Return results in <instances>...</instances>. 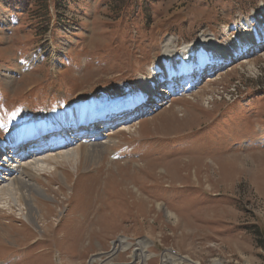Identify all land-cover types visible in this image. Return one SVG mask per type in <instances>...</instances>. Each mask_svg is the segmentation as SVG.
<instances>
[{
  "label": "rangeland",
  "instance_id": "1",
  "mask_svg": "<svg viewBox=\"0 0 264 264\" xmlns=\"http://www.w3.org/2000/svg\"><path fill=\"white\" fill-rule=\"evenodd\" d=\"M153 1L144 18L135 0H0V142L57 111L121 110L142 81L161 82L160 94L170 40L173 51L201 39L226 46L264 23V0ZM251 53L194 90L160 95V106L152 95L131 122H107L113 143L100 162L64 164L68 184L58 171L38 178L51 197L38 198L45 219L3 199L0 264H137L145 241L146 264L167 251L264 264V50ZM121 238L128 249L100 255Z\"/></svg>",
  "mask_w": 264,
  "mask_h": 264
},
{
  "label": "bare ground",
  "instance_id": "2",
  "mask_svg": "<svg viewBox=\"0 0 264 264\" xmlns=\"http://www.w3.org/2000/svg\"><path fill=\"white\" fill-rule=\"evenodd\" d=\"M245 24L246 23L244 21H238L230 28H227L225 26V30L227 29L226 32L230 30L239 32L238 29L241 26L244 28ZM258 26V32H256V29H254V32H252L249 28H244V35H242L241 37L240 35L235 36L226 46L218 45L213 39L208 42H206L207 40L204 41L201 39L202 41L199 40L194 44L185 45L178 50L173 51V49L176 48H174L173 40H170L167 45L168 48H166L167 50L163 52L162 57V61L164 62V75L162 76V79L164 78L163 81L167 80V84L164 86V90L161 91L160 94L156 90L159 89L158 86L161 84V82L159 81H142V91L138 93L134 100L127 102V105H123V109L121 110L124 112H122L121 114H132L133 111L137 109L145 108V105L147 106L149 104L148 102L150 97L155 94L157 95L156 98H160V100H157L156 103L154 99L152 102L153 104H157L158 106V102L162 100L160 95L170 94L171 92H173V94H177L180 92H189L191 89L194 90V80L201 79V72L205 67L213 68L214 70L218 68L220 64L225 63L229 65L235 59H238L240 56L247 53L249 54V52L257 53L264 50L261 48L262 45H264V23H259ZM248 39H251V41H248ZM170 44H172V47L170 46ZM197 71L198 76L194 77V75L192 74H195ZM154 72V74H156L157 70H155ZM180 76L184 78L180 79ZM172 83H174V86H172ZM97 103L95 102L94 106L90 109L89 107H87V105H84L80 109L75 107L74 109L64 112L57 111L51 115L50 120L56 123H60L57 125L59 127V129L57 130H62L65 126V122H67L66 117L70 112H72V117L78 119L80 116H95L99 115V113L101 112L103 114L107 112L113 113L116 110H120L121 108L120 104L118 103H114L102 108H97ZM130 111L131 113H129ZM109 117H111L110 114H108L105 118L106 121H102L101 123H99L98 128H96L95 130H89L90 126H93L94 123L90 124L89 127H86L85 130L81 129L82 131L84 130V133H77L75 132L76 130L72 128V130L69 131L71 132L70 137H66L64 141H57L56 143H53L50 140L49 142H46L44 144V148L53 146L55 144H62L57 146L54 150L36 149L40 144L35 140V142L37 143L34 142V144H27L29 146L26 145L25 147L20 149L15 157H13L11 154H4V158L0 160V202L8 197L7 201L9 205L11 204V206L15 205L20 208L26 205L25 209L28 210V213L27 215H25V218L30 220L34 224L36 223V221L42 219V217L43 219H45L46 215H48V211L45 213V215H42V207H44L45 205L41 203L40 199L43 198L46 200H51V197H49L50 195H48V191L45 190V185L41 184L38 181V178L43 174L50 173L52 171L59 172V168L63 167L66 163H68L70 166H75V168H80L79 166L82 167L88 164H96L97 162H100L104 156V151L106 149L111 150L109 147L113 143L110 136L105 135V131L107 130V128H105L103 125L107 126L108 124L106 123L111 122V120L112 122L123 120V118L117 119L114 115H112L111 118ZM107 119H110V121H107ZM45 122L36 123L35 125H24L20 127L18 130H16L13 136L10 137V139L6 140L5 142H0V154L4 151L5 146L7 147V145L18 147L21 144V138L23 139L25 135L31 133L32 131L37 129L38 132H40V128L45 125ZM98 131H101V133L97 134L94 139L88 137L90 133H93L94 136V133ZM54 133L55 131H53L51 134L53 135ZM71 138L74 140L72 141ZM18 139L20 140L17 141ZM50 142L51 144H49ZM77 143H81L80 145L85 144L86 146L81 147L76 145ZM12 149L13 148H10V150ZM15 151L16 149L14 150V154ZM10 153H12V151ZM59 174L64 183L68 184V174L62 172H59ZM145 242H139L138 247L136 249L134 248L135 250L132 256L135 261L138 260L137 264H146L152 256L148 253L149 246ZM130 246V243L121 238L117 242L115 241L113 243V249L111 250V252L105 254L103 253L100 255L108 256V258L111 259L118 252L128 249ZM100 255H97L95 259L98 260L99 258L100 260ZM95 259H93L92 262L95 261ZM183 263L201 264L200 262H195L188 257H183L181 255H178L177 253H172L169 251H167L162 256L161 264ZM211 264L223 263L220 259H215L211 262Z\"/></svg>",
  "mask_w": 264,
  "mask_h": 264
},
{
  "label": "trees",
  "instance_id": "3",
  "mask_svg": "<svg viewBox=\"0 0 264 264\" xmlns=\"http://www.w3.org/2000/svg\"><path fill=\"white\" fill-rule=\"evenodd\" d=\"M136 2H138L140 4V14L145 18V16L152 14V8L155 6V2L153 0H135ZM126 4H130V3H125L123 8H120L119 13H121V17L123 15L124 12V8L126 6ZM120 16V15H119ZM28 105V104H27Z\"/></svg>",
  "mask_w": 264,
  "mask_h": 264
}]
</instances>
